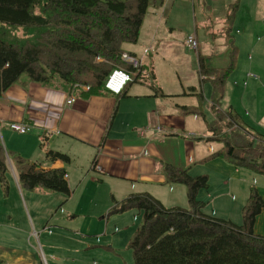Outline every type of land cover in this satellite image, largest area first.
<instances>
[{"label":"crops","instance_id":"obj_1","mask_svg":"<svg viewBox=\"0 0 264 264\" xmlns=\"http://www.w3.org/2000/svg\"><path fill=\"white\" fill-rule=\"evenodd\" d=\"M233 2L231 0L229 4ZM163 4L151 6L150 11L147 9L136 41L122 45L123 51L140 59V78L127 82L117 95L105 93L83 98L78 91L74 95V91L59 81L44 85L20 76L0 96V142L6 150L36 163L39 169H64L69 189V195L65 196L70 198L71 208L64 207L70 214L77 215V210L84 205L90 210L97 207L91 201L95 193L91 195L84 187L80 188L82 183L102 194V212L108 209L112 200L118 201L131 193H147L167 207H186L184 186L166 182L162 166L170 164L186 167L190 176L206 175L207 187L200 188L196 195L198 198L199 191L204 194L199 196L205 200L203 208L207 211L204 212L213 216H216V209L226 213L231 210L227 205L232 201L234 208L227 219L233 217L230 221L239 225L241 216L237 217L239 214L235 209L240 204L242 207L247 197L246 173L219 156H209L220 144L206 140L211 135L209 126L214 114L203 95L201 84L208 79L202 77L198 61L201 59L204 69L213 67H207L196 50L197 85L172 81L163 68L160 76L159 62L165 59L163 51H167L171 42L168 32L174 27ZM191 33L195 37L194 30ZM192 87L194 90H190ZM199 90L202 94L200 103L196 96ZM70 95L74 101L66 105L65 100ZM10 122L26 124L30 128L18 134L9 129ZM156 127L160 129L156 130ZM48 151L64 154L68 161L50 160L46 157ZM10 169L17 185L11 162L8 171ZM255 182L264 190V177ZM234 192L239 196L236 202ZM52 194H58L54 195L56 202L62 201L60 193ZM221 200H227L225 208ZM167 201L174 203L166 204ZM262 214L260 211L255 216L253 232ZM77 224L82 226V219ZM116 232L114 228L112 234ZM120 233L125 241L133 231L129 232L128 224H125L121 225ZM91 243H88L90 247L93 246ZM109 244L117 251L121 247L114 236L109 238Z\"/></svg>","mask_w":264,"mask_h":264},{"label":"trees","instance_id":"obj_2","mask_svg":"<svg viewBox=\"0 0 264 264\" xmlns=\"http://www.w3.org/2000/svg\"><path fill=\"white\" fill-rule=\"evenodd\" d=\"M163 1L0 0V96L22 74L44 85L59 81L83 98L105 94L103 81L113 68L133 70L120 60L122 45L136 41L147 8ZM235 2L227 8L226 21ZM198 63L217 100L230 67L216 74L204 69L201 59ZM140 77L141 71L134 80ZM196 96L200 103V90ZM210 108L214 120L206 140L220 147L209 156H219L233 166L264 176V134L240 126L231 109L219 111L214 101ZM46 157L68 161L66 155L55 151H48ZM6 159L12 163L23 189L40 187L69 195L63 168L39 169L36 163L6 150L0 142L3 192L7 191ZM162 170L166 182L184 186L186 207H167L147 193H131L112 200L106 210L107 215L126 210L140 214L126 244L131 251L130 264H264V236L253 232L255 216L264 201L252 185L248 186L241 223L237 225L202 210L204 204L196 195L200 188L207 187L206 175L190 176L186 167L170 164H164Z\"/></svg>","mask_w":264,"mask_h":264},{"label":"rangeland","instance_id":"obj_3","mask_svg":"<svg viewBox=\"0 0 264 264\" xmlns=\"http://www.w3.org/2000/svg\"><path fill=\"white\" fill-rule=\"evenodd\" d=\"M230 1H163V7H166L165 12L169 14V22L173 23L174 27L168 32L171 42L167 51H163L165 59L159 62V74L162 75L163 68L165 73L171 76L170 80L176 82L180 80L184 85H197L199 77L196 67V50L201 54L203 63L207 67H213L211 68L213 73L218 74L230 67L225 73L226 77L223 78V88L217 100L210 88V80L202 82L206 101L209 102V106L214 101L215 108L222 112L231 109V113L236 116L240 126L252 132L264 133V0H236V5L230 8L232 14L225 23L224 14ZM151 8L149 6L148 11ZM193 30L197 43L195 50L185 44V37L189 33L193 35L191 33ZM247 74L253 76L249 77ZM106 93L109 92L106 91ZM75 94L76 91H74ZM6 163L9 165L10 161L6 159ZM239 168L246 173V186L252 185L256 190L258 189L264 201V190L255 182L264 176L248 168ZM75 170L78 171V168ZM13 175L14 172L10 169L7 174L6 193L0 187V259L2 264L131 263V251L126 246L129 237L124 241V235L120 233V230L121 225L128 224L129 232L134 231L140 221V214L136 210H126L106 217V209L103 212L100 211L102 194L93 190L89 184L82 183L80 188L84 187V191L87 190L91 195L95 193L91 201L97 207H91L92 210H90L87 209L89 206L84 205L77 210V215L70 214L64 207L71 208L68 203L70 198L60 193L62 201L65 198L68 199L66 202L61 200L56 202L54 195L58 194H52L54 192L51 193L40 187H37L34 192H28L19 184L17 187ZM70 191L72 193V189ZM203 195L202 191L198 192L197 199L202 200L201 202H205L199 197ZM233 196L235 202L238 201V194L234 192ZM184 201H186L185 198ZM59 202L62 203L58 205ZM172 203L174 201L166 202V204ZM220 203L223 208L228 204L227 200H221ZM227 206L231 209L230 211L226 210L224 213L216 209V216L229 218L228 214L234 208L233 202L230 201ZM240 207L241 204L235 209V212L239 214L238 218L241 216ZM202 210L207 211L205 208ZM261 211L262 218L257 222L254 232L264 235V207ZM71 213L75 212L71 210ZM134 216H136L135 220ZM81 219L83 224L79 226L77 222ZM90 219L92 221L88 222ZM230 220L233 221V217H230ZM114 228L117 229L116 234H112ZM111 236H114L121 246L118 248L119 251L109 244ZM90 242H93L91 247L88 245ZM114 242L116 243L115 239ZM86 245L88 246L84 249ZM108 246L113 247L108 248Z\"/></svg>","mask_w":264,"mask_h":264},{"label":"built area","instance_id":"obj_4","mask_svg":"<svg viewBox=\"0 0 264 264\" xmlns=\"http://www.w3.org/2000/svg\"><path fill=\"white\" fill-rule=\"evenodd\" d=\"M185 44L189 48L196 49L197 43L195 40V37L192 34H189L185 37ZM145 51V50H144ZM120 60L129 65L133 70L131 72H126L125 70L121 68H113L105 77L103 81V88L109 92L110 94H119L121 90L123 89L124 85L127 82H130L134 80L137 73L140 71L141 62L138 57H136L133 54H130L126 51H123L120 53ZM247 76H253L250 74H247ZM84 89H87V86L83 87ZM74 101V97L72 95L68 96L65 100L66 105L71 104ZM8 127L13 132H16L18 134L25 133L29 130V126L26 124H21L17 122H10L8 124ZM156 130H159V127L155 128Z\"/></svg>","mask_w":264,"mask_h":264}]
</instances>
